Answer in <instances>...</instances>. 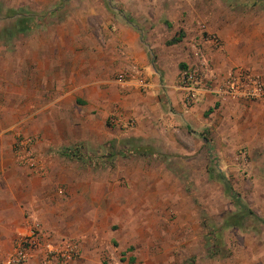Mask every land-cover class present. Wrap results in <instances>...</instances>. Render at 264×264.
Here are the masks:
<instances>
[{"label": "rangeland", "instance_id": "374dc122", "mask_svg": "<svg viewBox=\"0 0 264 264\" xmlns=\"http://www.w3.org/2000/svg\"><path fill=\"white\" fill-rule=\"evenodd\" d=\"M148 1L189 22L199 36L186 55L199 62L156 53L175 49L166 40L147 53L159 80L122 85L135 74L117 68L120 53L97 50L110 49L106 22L127 0H0V161L47 181L48 222L66 233L51 245H77L52 264H264V119L241 108L248 100H213L236 69L264 83V0ZM199 37L217 53H204ZM193 70L207 91L190 87L212 97L206 104L180 81ZM139 147L146 153L133 154ZM24 148L33 166L20 163ZM235 212L241 225L222 228ZM24 215L28 229L40 222ZM38 255L30 260L40 264Z\"/></svg>", "mask_w": 264, "mask_h": 264}, {"label": "crops", "instance_id": "0c3cea01", "mask_svg": "<svg viewBox=\"0 0 264 264\" xmlns=\"http://www.w3.org/2000/svg\"><path fill=\"white\" fill-rule=\"evenodd\" d=\"M134 1L131 3L130 0H127L122 3L120 10L123 13L120 14L121 16L108 19L106 25L111 27L106 29L112 44L110 49L97 50L98 53H120L116 56L117 68L127 69L135 74L134 81L128 83L129 85H146L145 79L152 84L153 81L159 80L155 65L148 59L147 53L150 45L159 46L160 42L178 36L176 35L178 31H182L184 35L178 43L172 45L175 49L169 51L161 49L156 53H185L181 60L185 66L199 62L196 58L186 55L187 53H197L190 40L199 34L190 33L192 29L189 27V22L182 23L176 12L171 9V4L161 3L153 6L148 0ZM198 42L203 47L204 53H217L210 47V43L202 40L201 37ZM196 94L197 100L203 101L204 104L212 99L202 90H198ZM221 95L222 93L219 96L221 97ZM213 100L223 103L226 101V97H218ZM241 103V108L248 109L259 121L264 119L262 104L252 101ZM253 131L254 128H251L248 136H251ZM7 151L9 152V150ZM27 174L26 170L16 165L13 160L0 161V248L4 255L12 250L13 242L18 236L26 233L28 227H26L27 220L24 221V214L30 211H33L40 219L38 224L44 228L47 236H50L48 240L50 244L53 245V240L66 235L57 219L52 217L51 222H48V217L54 215L50 213L51 204L49 203L51 201L46 196L49 195L47 181L29 177ZM37 263L34 260H28L24 264Z\"/></svg>", "mask_w": 264, "mask_h": 264}, {"label": "built area", "instance_id": "2783aa9c", "mask_svg": "<svg viewBox=\"0 0 264 264\" xmlns=\"http://www.w3.org/2000/svg\"><path fill=\"white\" fill-rule=\"evenodd\" d=\"M180 81L187 90H194L190 85L201 83L199 74L196 70L183 72ZM118 82L122 85H128L129 83H125L121 78ZM202 85L200 89L207 91L205 84ZM217 91L243 100L258 102L264 106V83L258 75H254L242 69L234 70L222 81ZM26 144L27 142L24 143V146ZM17 155L21 164L33 166L28 156L29 151L26 152L25 148ZM44 239L45 234L43 230L38 224H34L33 227L27 230L25 235L14 243L12 251L3 264H24L36 256V253L39 254L38 258H40V264H52L54 259L68 261L77 253V245L73 242H67L63 247L58 248L49 243L47 244Z\"/></svg>", "mask_w": 264, "mask_h": 264}, {"label": "trees", "instance_id": "16d2710c", "mask_svg": "<svg viewBox=\"0 0 264 264\" xmlns=\"http://www.w3.org/2000/svg\"><path fill=\"white\" fill-rule=\"evenodd\" d=\"M28 28H22L20 29V31H25ZM181 34L178 36L173 37L172 39L168 40L165 44L166 45H173L175 43H178L181 40ZM185 68V66L183 64H180V69L183 70ZM204 141L208 142V140L203 137ZM80 149H76L74 150H67V154L69 156H71L74 159H81V155H80ZM147 151V148L145 147H139L136 149H133L132 152L133 154H145ZM224 179V177H222ZM223 188L225 193L229 196V198L231 199L233 205L235 208H237L238 211H241L243 209V205L240 201V197L238 194H236V192L233 190V188L231 187V185L227 182L224 181L223 183ZM242 220V216L238 214V212H235L231 215H229L228 217H226V219L224 220L223 224H222V228H230V227H234V226H240L241 225V221ZM212 233L210 237L214 238V239H218V234L219 231H213L210 229V232Z\"/></svg>", "mask_w": 264, "mask_h": 264}]
</instances>
